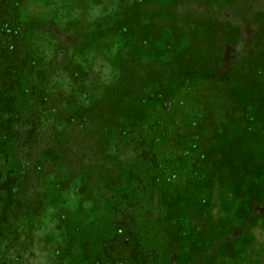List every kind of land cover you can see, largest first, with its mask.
<instances>
[{
	"label": "rangeland",
	"instance_id": "1",
	"mask_svg": "<svg viewBox=\"0 0 264 264\" xmlns=\"http://www.w3.org/2000/svg\"><path fill=\"white\" fill-rule=\"evenodd\" d=\"M7 11L21 119L0 264H78L124 215L155 264H264V0Z\"/></svg>",
	"mask_w": 264,
	"mask_h": 264
},
{
	"label": "trees",
	"instance_id": "2",
	"mask_svg": "<svg viewBox=\"0 0 264 264\" xmlns=\"http://www.w3.org/2000/svg\"><path fill=\"white\" fill-rule=\"evenodd\" d=\"M10 25L7 0H0V168L4 165L5 156L10 154L13 144H16L14 127L21 119L16 96L12 94L14 83L8 89L5 87L11 75V60L16 61L22 53L18 37L9 32ZM6 133L12 134L13 138L9 139ZM15 183L16 179L5 177L0 169V252L14 246L11 235L18 215L11 206L14 204L12 200L17 197V189L13 191L10 184ZM130 223L132 220L124 215L122 221L116 224L113 237L107 241L108 245L101 246L94 257L84 251L83 259L78 264H155L153 252H145L133 230H125Z\"/></svg>",
	"mask_w": 264,
	"mask_h": 264
}]
</instances>
